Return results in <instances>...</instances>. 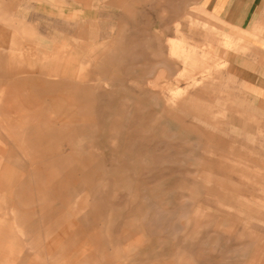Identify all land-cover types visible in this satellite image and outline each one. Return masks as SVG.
<instances>
[{"label": "rangeland", "instance_id": "obj_1", "mask_svg": "<svg viewBox=\"0 0 264 264\" xmlns=\"http://www.w3.org/2000/svg\"><path fill=\"white\" fill-rule=\"evenodd\" d=\"M0 264H264V22L0 0Z\"/></svg>", "mask_w": 264, "mask_h": 264}, {"label": "crops", "instance_id": "obj_2", "mask_svg": "<svg viewBox=\"0 0 264 264\" xmlns=\"http://www.w3.org/2000/svg\"><path fill=\"white\" fill-rule=\"evenodd\" d=\"M209 8L225 24H237L239 27L248 26L251 28L253 24L264 22V0H209ZM82 75L80 73L79 77ZM64 84L76 88L84 87L85 76L82 80H66ZM59 102L56 104L58 107L68 108L69 113H72V104H66L62 99H59Z\"/></svg>", "mask_w": 264, "mask_h": 264}]
</instances>
